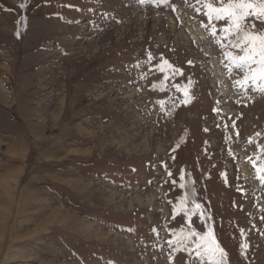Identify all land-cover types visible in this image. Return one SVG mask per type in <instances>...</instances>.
Returning a JSON list of instances; mask_svg holds the SVG:
<instances>
[{
  "label": "rangeland",
  "instance_id": "obj_1",
  "mask_svg": "<svg viewBox=\"0 0 264 264\" xmlns=\"http://www.w3.org/2000/svg\"><path fill=\"white\" fill-rule=\"evenodd\" d=\"M23 2L0 0V264H199L168 243L173 229H206L173 213L169 201L183 193L164 182L165 161L174 176L191 173L228 264H246L241 242L252 246L248 264H264V173L249 159L264 166V92L238 88L241 74L228 72L205 29L241 95L224 106L206 38L180 33L184 9L210 23L204 0H168L175 10L151 0ZM148 52L152 64L162 55L183 70L175 83L191 77L189 104L145 67Z\"/></svg>",
  "mask_w": 264,
  "mask_h": 264
},
{
  "label": "snow or ice",
  "instance_id": "obj_2",
  "mask_svg": "<svg viewBox=\"0 0 264 264\" xmlns=\"http://www.w3.org/2000/svg\"><path fill=\"white\" fill-rule=\"evenodd\" d=\"M141 3L145 0H140ZM157 6L168 5V0H151ZM200 0H197V4ZM218 6H214L211 0H204L203 8L206 10V15L210 23L203 24L202 26L209 30L211 35L216 38V42L225 50V59L227 61L226 67L231 73L236 71L241 76L236 80V85L241 91L247 92L249 88L257 91L264 92V31L256 29L255 21L264 23V0H216ZM27 0L21 3L20 7H27ZM197 13L201 12L200 7H196ZM212 22H223V26L217 28V25ZM219 33V35H218ZM22 33L17 32L19 37ZM156 57L151 52H148L145 67L149 68L150 72L162 74V80L159 81L161 85H166L172 82V88L177 92L183 93L181 99L178 100L180 104L187 105L191 102L192 97L189 94L188 85L191 84V77L188 78V84L175 83L176 77H183L185 73L182 69L174 66L170 61L162 55L159 62L152 64ZM191 65L193 62L188 61ZM137 67H140L137 62ZM148 73L145 72L141 79H146ZM132 83V81H129ZM152 89H156V84H152ZM160 91L167 89L162 87ZM175 100V98H171ZM163 105L165 101L158 102ZM173 106H175L173 104ZM249 143H252L250 140ZM181 148L177 144L172 149L169 155V161H175V153ZM250 159V163L258 173H264V166L257 165L255 160ZM161 166L166 170L168 179L164 181L170 186L171 192L181 191L183 194L176 196L175 200L169 201L172 205V211L175 216L182 219H187L189 222L195 217L204 226L205 231H197L189 224L187 232L183 228L179 229V233L173 229V235H176L175 241H168L173 244L177 250L180 246L184 252L193 254L194 260H198L199 264H228L225 257L228 255L226 249L221 245L216 234V225L213 220V213L210 206L198 199V190L195 186V180L191 184L186 180V176L191 173L186 172L184 167L180 169L178 176H174L173 172L169 169L167 161L161 162ZM153 169L157 165H151ZM135 171V169H133ZM258 180L264 184V174L258 175ZM156 183L154 179L147 181L149 186ZM123 186V185H122ZM128 187H131L129 182ZM175 216L173 219H175ZM240 235H245V229H240ZM248 242H241L239 245L240 253L245 257L246 264H248V251L251 248Z\"/></svg>",
  "mask_w": 264,
  "mask_h": 264
},
{
  "label": "bare ground",
  "instance_id": "obj_3",
  "mask_svg": "<svg viewBox=\"0 0 264 264\" xmlns=\"http://www.w3.org/2000/svg\"><path fill=\"white\" fill-rule=\"evenodd\" d=\"M183 9V8H182ZM184 20H183V28L181 29V34L182 35H184V34H186V35H190V33L192 34V36H194L196 39L198 38V39H200L201 37H203L204 36V38H206V39H204V40H202L201 42V44L203 45V48H204V50H206L208 53H209V56L211 55L210 54V51H212L213 53H212V56H213V58H212V60H211V64L209 65V67H208V70H210L213 74H212V76H213V78H212V80H214V82L215 83H217L218 84V82H220V84H218V88H219V91L218 92H220V94H221V96H223V101L225 102L224 104V106H226V105H228V103H229V100H228V97H232L233 99H239L240 98V94H238L236 91V95L235 96H233L235 93H234V91L232 90V87H231V83L229 84V82H230V80H229V78L227 77V73L225 74L224 73V71L221 69V67H222V65H221V61H219L218 59H216V57L214 56V50H215V48L213 49L212 47H210V44H212L211 42H210V36L207 34V32H206V30H205V28L201 25V24H198L197 22H194V19H192L191 18V12L189 13V9H184ZM182 12V13H183ZM194 17V16H193ZM183 18V17H182ZM204 22V21H203ZM187 26V29H189V32H187V29H185V27ZM182 27V26H181ZM185 32H187V33H185ZM184 33V34H183ZM215 39V38H214ZM213 40V39H212ZM211 40V41H212ZM200 41V40H199ZM213 42V41H212ZM216 44V43H215ZM220 47V46H219ZM215 53H216V50H215ZM223 63V62H222ZM229 72V71H228ZM233 73V72H232ZM231 74V73H230ZM237 74V73H236ZM240 75V74H239ZM241 76V75H240ZM233 79V78H232ZM235 83V82H234ZM234 85V84H233ZM238 89V88H237ZM244 93H246V92H244ZM226 94H232V96L231 95H227L226 96ZM222 98V97H221ZM231 98V99H232ZM228 103H227V102ZM239 101V100H238ZM235 103V102H234ZM233 106V105H232ZM227 107V106H226ZM228 109L230 108V106L229 107H227ZM232 108V107H231ZM226 109V108H225ZM234 114V113H233ZM232 115V114H231ZM235 115H237V114H235ZM234 115V116H235ZM229 116V115H228ZM227 116V117H228ZM229 118V117H228ZM231 118H232V116H231ZM236 119V118H235ZM238 120V119H237ZM232 122V121H231ZM235 142H238V140H236ZM234 146V145H233ZM236 146H238V145H236ZM240 149V147H238V150ZM244 152V151H243ZM242 157V156H241ZM245 159V158H244ZM245 161V160H244ZM241 167H242V170L244 171V172H248V169H249V167H248V165H247V163L246 162H242L241 163ZM247 176V175H246ZM252 176V175H251ZM250 176V177H251ZM254 183V182H253ZM258 185V184H257Z\"/></svg>",
  "mask_w": 264,
  "mask_h": 264
}]
</instances>
